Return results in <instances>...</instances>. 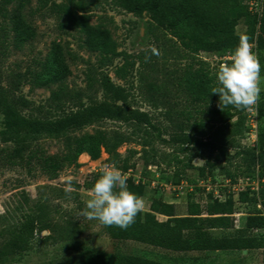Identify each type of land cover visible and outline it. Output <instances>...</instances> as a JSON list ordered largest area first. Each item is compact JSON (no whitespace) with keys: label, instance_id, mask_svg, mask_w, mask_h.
Listing matches in <instances>:
<instances>
[{"label":"rangeland","instance_id":"1","mask_svg":"<svg viewBox=\"0 0 264 264\" xmlns=\"http://www.w3.org/2000/svg\"><path fill=\"white\" fill-rule=\"evenodd\" d=\"M4 1L0 0V27L10 30L8 17L21 0H9L8 4ZM65 1L49 0V5ZM84 1L89 4L90 24L104 26L121 55L110 63L101 62L97 53L86 47V38L76 31L60 32L56 20L44 13L36 12L30 18L27 14L38 8V1L30 0L24 13L35 37L18 44L14 34L9 32L7 50L0 48V132L4 130L2 110L6 103L12 104L26 118L43 121L58 119L91 102L114 104L96 83L101 76H107L115 87L125 92V101L118 105L124 110L146 114L152 127L100 121L70 132L69 138H81L96 131L120 136L124 143L117 152L121 160L128 158V171L123 172L119 162L114 165L127 176V184L143 186L145 207L142 211L149 209L152 200L162 199L174 205L178 215H183L188 198L204 207L213 192V198L224 203L228 195L224 190L220 194L219 189L228 190L237 185L234 220L240 229L244 216L252 213L253 208L237 197L246 192L251 196L253 191L248 188L263 172L247 153H264V48L259 49L257 42H252L262 68L257 129L250 135L248 110L235 113L229 122L222 124L220 116L216 115V111L223 109L220 103L196 102L185 87L188 72L201 69L217 86L216 71L220 63L228 62L224 57L232 55L231 51L189 55L148 14L135 17L111 0ZM251 3L248 10L252 13L260 10L259 0ZM237 31L244 32L242 25ZM55 49L66 66L62 84L52 88L32 84L28 72L38 71ZM89 77L94 81L92 87H89ZM55 93L58 94L56 100ZM22 101L27 102L28 107H23ZM183 136L192 138L193 144L177 143L176 138ZM64 142L63 138L40 136L30 142L29 150L46 156L60 155ZM6 147L11 145L0 142L1 158ZM107 159L103 151L97 160L81 153L76 162L65 165L54 180H49L32 164L21 169L6 166L0 160V264L109 262L116 248L133 258L155 264H264V246L249 251L217 249L178 254L134 242H114L104 225L80 214ZM69 177L75 189L70 195L64 191ZM26 214L38 218L40 232L37 231L36 243L28 252L12 255L7 245ZM157 219L164 221L162 217ZM253 234L264 237V230ZM215 235L220 237L222 233L215 232Z\"/></svg>","mask_w":264,"mask_h":264},{"label":"trees","instance_id":"2","mask_svg":"<svg viewBox=\"0 0 264 264\" xmlns=\"http://www.w3.org/2000/svg\"><path fill=\"white\" fill-rule=\"evenodd\" d=\"M11 1V0H10ZM38 8L27 15L44 13L53 17L57 28L62 33L76 31L86 38V47L96 52L101 62H111L119 57L115 42L110 32L102 25L90 24L89 4L84 0H66L60 4L49 0H37ZM112 3L135 17L148 14L153 22L164 27L179 43L180 47L189 55L200 53L233 52L239 42L238 34H246L250 42H257L259 49L264 48V0H261V10L252 13L248 10L251 0H111ZM10 3L9 0L4 1ZM30 0H21L15 11L8 17L10 30L0 27V48L7 50L9 32L14 34L15 42L24 44L35 37L34 29L28 16L24 13L26 4ZM95 5V2L93 3ZM5 11V9H3ZM5 17V15H4ZM242 25L244 32L238 33L237 28ZM66 66L56 49L49 54L38 71L28 72L30 82L38 87L52 88L62 84L65 78ZM89 87L94 81L88 78ZM100 90L112 99L108 102H91L88 106L81 105L76 111H71L55 120H37L26 118L12 106L5 104L2 110L4 130L0 132V142L10 144L1 154V162L9 167L24 169L31 164L38 167L49 180L58 177V173L65 167L75 163L81 153H86L92 160L100 157L101 151L108 156L107 163H121L122 171H128V158L121 160L118 149L123 145V139L110 136L103 131H96L92 135L81 138H69L68 134L81 130L100 121L119 123H134L144 127H152L146 114L137 111L124 110L119 103L126 99L124 90L117 88L107 76L98 80ZM185 87L196 102H219V95L212 94L215 87L203 70L191 71L185 77ZM59 86V90H61ZM54 100L58 94H54ZM23 107L28 103L22 101ZM216 111L222 124L229 122L235 113L244 110L233 106L224 107ZM234 113V114H231ZM45 136L64 139V151L60 155L46 156L42 152L29 150V144L35 138ZM180 145H192V138L183 136L176 138ZM224 154V151H222ZM252 163L261 167L264 175V153L258 155L255 151L247 153ZM261 174V175H262ZM131 192L143 196L144 188L141 184H127ZM264 184L259 185L257 192L250 196L248 192L238 195L237 200L251 205L252 213L244 216L240 229L235 227L234 194L224 188L219 189L227 193L224 203L217 200L212 192L210 201L204 206L195 204L190 198L183 215H178L172 204L163 200H152L147 211H141L135 222L126 230L118 227L104 226L106 233L117 243L134 242L150 246L163 251L178 254L205 253L217 249L222 250H255L264 246V237L254 235L253 232L264 230ZM246 201V202H245ZM260 206V208H258ZM162 217L164 221L157 218ZM40 232L38 218L26 214L18 229L12 234L7 245L12 255H22L28 252L36 243L35 235ZM215 232L222 233L216 236ZM231 232V234H225ZM91 264H155L146 260L133 258L116 248L112 261L93 262Z\"/></svg>","mask_w":264,"mask_h":264},{"label":"clouds","instance_id":"3","mask_svg":"<svg viewBox=\"0 0 264 264\" xmlns=\"http://www.w3.org/2000/svg\"><path fill=\"white\" fill-rule=\"evenodd\" d=\"M239 42L229 62L220 63L216 71L217 86L211 93L219 95L220 106L252 111L260 100L261 63L246 34H238ZM155 53V48L152 49ZM64 191H75L72 178L66 180ZM89 199L80 213L87 220H97L107 227L127 229L145 207L143 197L131 192L127 176L114 164L105 163L99 178L90 189Z\"/></svg>","mask_w":264,"mask_h":264},{"label":"built area","instance_id":"4","mask_svg":"<svg viewBox=\"0 0 264 264\" xmlns=\"http://www.w3.org/2000/svg\"><path fill=\"white\" fill-rule=\"evenodd\" d=\"M252 1V0H251ZM248 5H252L251 2L248 3ZM259 7H260V10H261V0H259ZM260 10L258 11H254V13H258L260 12ZM251 12V9L249 10ZM224 59L226 61H230L231 59V55L230 54H226V56L224 57ZM249 114H247V118H248V127L250 128V135H252V133L255 131L256 132V129H257V119H256V113H257V105L253 108L252 111H248ZM202 182V181H201ZM255 184H249L251 186V188H248L250 191H253V192H257L258 189H259V185L260 184H264V175L260 174V176H258L255 180ZM234 186V187H233ZM232 188L230 190L231 193H233L235 195V193H238L237 192V185H233ZM248 186V184H247ZM249 187V186H248ZM213 191V190H212ZM235 227L237 228L236 226V220H235Z\"/></svg>","mask_w":264,"mask_h":264}]
</instances>
